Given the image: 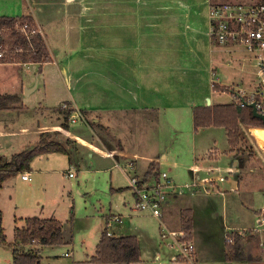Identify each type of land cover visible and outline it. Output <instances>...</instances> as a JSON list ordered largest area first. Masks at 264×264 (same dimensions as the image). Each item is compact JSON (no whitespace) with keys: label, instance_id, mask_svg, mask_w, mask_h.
Returning a JSON list of instances; mask_svg holds the SVG:
<instances>
[{"label":"crops","instance_id":"crops-1","mask_svg":"<svg viewBox=\"0 0 264 264\" xmlns=\"http://www.w3.org/2000/svg\"><path fill=\"white\" fill-rule=\"evenodd\" d=\"M20 1L21 8L17 6L20 11L14 15L32 16L37 21L52 60L43 64L14 62L21 66V74L13 81L3 82L5 89L0 95L10 94L15 98L8 100L14 104L7 102L0 107V155L9 161L18 152L40 144L47 132L60 135V138L53 136L47 140L57 141L66 150L35 155L28 179L22 178L23 172H19L8 177L0 187L1 191L7 183H15L14 179L19 176L33 186L42 183L43 195L54 207L44 212L46 205L42 204L45 200L41 197L36 203L33 197V202L26 204H37L40 209L20 206L12 192L14 237L16 228L25 226L27 218L55 217L63 223L66 241L40 247L41 264L47 249L71 246L72 226L79 219L74 212L76 199L71 196L65 200L72 205L68 215L57 206L66 193L73 192V184L52 189L47 185V178L61 170L62 177L71 181L77 172L69 177L63 171L75 167L79 170L96 167V171L104 172L116 168L122 169L129 181L120 187L112 183L109 191L129 195H125L122 207L114 209L109 205L107 211L97 207L100 219L87 238L96 232L95 252L86 259H75L73 264H102L93 262L92 257L97 254L104 231L111 236L136 237L140 261L131 264H142L146 259L163 264L161 250L165 251V257L170 256L172 264H264V207L256 208L254 201L256 189L264 191L263 172L259 167L244 165L238 155L242 137L245 140L252 137L249 141L255 144L257 138L253 129L264 127L243 124L240 139L234 144L225 126H197L194 121L197 108L235 102L233 89L227 90L230 85L253 89L258 82L251 79L255 61L251 54L247 55L248 51L236 44L212 42L208 8L214 0H142L141 3L148 6L146 14L137 12V0H114L112 30L103 35L101 26L103 29L106 26L103 0H96L99 7L95 10L94 24L88 0H63V7L66 6V12L60 11V18H65L63 37L58 36L62 31L58 23L44 22L57 16L56 10L60 8L57 0ZM68 4L73 8L69 9ZM46 27H50L51 37ZM3 64L8 62H0ZM40 89L44 91L42 98L33 107L28 106L27 98ZM62 106L73 108L71 113L79 110L85 117L71 122V114L67 117ZM10 111L35 115L36 121L33 125L21 126L14 124L13 119L7 122L9 117L5 114ZM57 112L64 114V122ZM88 118L103 125L104 131L95 133ZM64 123L69 127L63 126ZM243 128H248L247 136L243 135ZM144 148H149L148 152ZM94 157L97 161L91 160ZM164 170L176 183H188L189 187L168 199L160 220L148 211L137 209L130 173L134 171L140 178L151 181ZM31 174L36 175L35 183ZM177 178L184 181L178 182ZM82 197L87 202L85 194ZM28 210L34 212L24 215L20 212ZM183 210H189L192 216L196 253L190 262L178 256V248L173 247L172 251L164 243L161 231L162 222L171 231H180ZM3 215L5 230V210ZM88 222L89 226L93 223L91 218ZM85 226V222L79 221L80 228ZM229 235L233 239L231 245L239 237L242 257L231 255L227 247ZM144 249L157 261L146 257ZM65 253L71 255L69 251Z\"/></svg>","mask_w":264,"mask_h":264},{"label":"rangeland","instance_id":"rangeland-1","mask_svg":"<svg viewBox=\"0 0 264 264\" xmlns=\"http://www.w3.org/2000/svg\"><path fill=\"white\" fill-rule=\"evenodd\" d=\"M57 1L59 2V5H60L59 10H56L57 16L55 18L51 17V20L49 22H47V21H44V22L49 24L52 21L53 25L58 23L60 29L62 30L58 34V36L63 37V35L66 32V29L63 25L65 18H60V14H61L60 11L66 12V6L63 7V0H57ZM72 1L68 0V2H72ZM113 1L114 0H103V4H104V8H105L104 17H105V21H106V26L104 29L101 26V35L110 34V31L112 30L111 29L112 24H113L112 8H113V4H114ZM218 1H222V0H218ZM223 1L228 2V1H233V0H223ZM258 1L259 0H245V1H241V2H243V3H246V2L247 3H256ZM66 2H67V0H66ZM141 2H142V0L141 1L137 0V9H138L137 12H139L140 14H146L148 6L145 7V4H143ZM88 3H89L90 15H94V17H95V18H93L92 16H90L91 17V23L94 24L95 20L97 19L96 8L99 6L97 5L96 0H88ZM21 4H22V1H20V0H0V15L2 13H5V14L11 15V16H13L14 14H18L20 11L19 8H21ZM17 6H19V8ZM68 6H69V9L73 8L70 4H68ZM100 20H102V19H100ZM79 22H80V19H78V23ZM110 23H111V25H110ZM66 26H67V24H66ZM46 33L49 37H51L50 36V34H51L50 27L49 28L46 27ZM77 33H78V30H77ZM77 35L78 34H76V36ZM250 54L253 56L254 61H255L254 65L251 68L253 71V72H251V79L254 80V82L256 83V81L260 80V77L258 75L259 68L257 67L258 60L256 59V56L254 55V53L249 52L247 55H250ZM8 60L12 61V62H8L9 65L8 64L7 65H4V64L0 65V91H3L5 89L3 82L5 83L6 79H8V80L11 79L13 81V80L17 79V75L19 76L22 72L21 66L14 63V62H20V61H17L15 58H14V60L12 58H10ZM20 64H22V63H20ZM231 68L235 69L233 66ZM22 76H25L24 72H23ZM230 86H233V84ZM230 86L227 87L228 91H229ZM43 92L44 91L42 89H40L35 94H33V96L31 98H27L28 100H27L26 104L30 107H33L37 103V101L42 98ZM0 102L3 103V101H0ZM6 102H8V100ZM9 102H10V104H14V101H9ZM69 109H73V108H70V107L69 108H63V106H62L61 110H63L65 113H67V111H69ZM76 112L81 113L83 115V113L79 110H76ZM59 113L60 112H57L56 115H58ZM5 115L9 117L7 122H10L13 119L14 124L17 122V124H20L19 126L28 125V124L33 125L34 122L36 121L35 119L37 117L35 115L33 116L31 114H28V113H25V114H23L22 112L18 113L17 111L14 113L10 111L8 114H5ZM59 119H60V121L64 122L65 121L64 114L60 113ZM88 119H89V124L93 125V126H91V125L90 126L94 129L95 133H99V132L104 131L103 125L99 124V122L97 123L96 121L93 122V120L90 118H88ZM67 121H68V119H67ZM70 126L72 127V125H70ZM247 130H248V128L247 129L243 128V135L244 136H247ZM244 132H246V133L244 134ZM43 136H44L43 137L44 139H49V137L52 138L53 136L56 138L61 137L60 135L55 134L54 132H52V134H50V135L48 132L44 133ZM251 138L248 137L247 138L248 140L247 139L245 140V138L242 137L243 141H242L241 145L238 144V146L240 145L239 149H238V153H239L238 155H239V157H241L243 159L244 165L246 164L247 166L251 165L253 167H259V169L262 170L263 173H261V174H263V177H264V149H262V145L258 141L259 139H257V142L254 144V142L252 143L253 140L249 141V140H251ZM34 142H35V140L33 139V143ZM23 148H25V147H23ZM148 149L149 148H144L145 151H147ZM95 159L97 161L96 157L92 158L91 160L95 161ZM143 160H146V159H143ZM105 164H107V163L105 162ZM102 165L104 166V164H102ZM95 168L96 167H92L91 169H88V170H81V169L79 170L78 168L75 167L74 169H75V172H77V175L71 181L69 179H66V177H65V179L62 177L61 170L53 173V175H51L47 178V180H48L47 185L49 188H52V189L53 188L59 189L63 185H66L67 187H69L71 184H73V187L71 188L73 192L71 191L72 193H66L64 198L61 200V203L57 207H60V209L65 210L67 215H68V212L70 211V207H72V205L67 204L65 202V200L68 199L69 197L71 198V196L75 197L76 200H75L74 212H75L76 217L79 219H77L75 221L74 225L72 226V232L74 233L73 244L71 246L64 245L61 247H57L53 251H49L47 249L45 251L46 255L44 256V259L42 260V264H73L75 259H80V258L86 259L88 254L90 255L91 253L95 252L93 247L95 244L96 232L94 233V236L90 235V239L87 240V238H88L89 232L93 229H96L97 219H100L98 213H96L97 207H98V209L102 208L103 211H107L109 205H111L114 209H116L119 206H121V207L123 206L124 197H125V195H129V193L111 194V192L109 191V185H111L113 183L117 187H120V185L125 186V184H128V181H129L128 176L126 174H124L122 169H116L115 168L112 170L113 172L111 170L104 172V170L96 171L98 169H95ZM68 170L69 169H66L63 172L65 174H67L66 172ZM164 171H166V170H164ZM111 172H112V174H111ZM166 172H168V171H166ZM130 174H137V173L132 171ZM31 176H32L31 180H34L33 183H35L37 181L36 175L31 174ZM111 176H112V178H111ZM176 180L178 182L184 181V180H182V178L181 179L177 178ZM14 181H15V183H10V182L7 183L2 188V190L0 191V199H2V205H3L4 209H3L2 205H1V207H2L3 211L5 210V217H6L5 234H7V236H8L7 237L8 243L13 242L15 240V237L13 234L14 231L12 229L13 224H15L14 223L15 217L12 216V214H13L12 208H10V204H11V200H12L11 199L12 196L10 194L12 192H13V194H15L17 202L20 206H30L29 208H34V207L38 206L40 209L41 206H39L37 204H29V203H28L29 205H26V204H27V202H33V200H34V199H32L33 197L35 198V203L37 202V198L41 197V198H43V200H45L42 202V204L46 205L44 212H48L50 209L54 208L53 206H51L49 204L48 199L43 195L44 194L43 193V188H44L43 186L44 185H42V183H40L39 185L33 186L32 184H29V183L27 184L26 182L21 180L20 176L15 178ZM263 181H264V179H263ZM54 193L55 192L51 193V196H53ZM255 193H256V198L254 200L255 201V207L260 209V208L264 207V191L261 188H259V189H256ZM83 194H85V196L87 197V202H85V199L82 197ZM246 199H247V197H246ZM20 212H22L21 214L24 215V213H33L34 211L28 210L26 212H23V211H20ZM20 212H18V214ZM89 218H91L93 221V223L90 226H89L90 222H88ZM79 221L81 223L85 222V224H86L85 228L82 229L79 227ZM149 221L154 222L153 219H150ZM152 224L155 226L154 223H152ZM164 243H162L163 246H164ZM171 250L174 251L175 248L171 247ZM229 250H230V248H229ZM67 251L71 252V255H66L65 252H67ZM144 252H145L146 257H153L152 255L150 256V254H152V253L148 249H144ZM159 254L161 256L163 255L162 256V261L164 260L163 264H172L173 263V262L171 263L170 256L165 257V251L161 250V252ZM181 257L182 256L180 255V258ZM188 262H190V259H188ZM0 264H13V252H12L11 247L8 244H1L0 245ZM142 264H154V263H152V261L146 259L144 262H142ZM197 264H200V263H197Z\"/></svg>","mask_w":264,"mask_h":264},{"label":"trees","instance_id":"trees-1","mask_svg":"<svg viewBox=\"0 0 264 264\" xmlns=\"http://www.w3.org/2000/svg\"><path fill=\"white\" fill-rule=\"evenodd\" d=\"M18 19L33 20L34 22L32 16L0 15V25L9 28L7 35L5 34L3 44L10 49L7 57L0 58V62H12L8 59L12 58L14 60L15 58L22 63L40 62L43 64L52 60L46 39L42 34L35 32L29 40L25 35L15 30L13 25ZM15 46H18L21 50H15ZM14 98L10 94L0 95V101H3V103L0 102V107L4 106L7 100H13ZM72 111L73 109H69L66 116L69 117ZM194 121L197 126H210L213 124L225 126L228 130L229 138L234 144L239 141L243 124L264 127V121L254 116L251 105L244 107L235 102L202 109L197 108ZM63 126L69 127L67 123H64ZM52 150L65 151L66 149L64 145L59 144L57 141H48L43 138L41 143L33 149L20 151L9 161L0 155V187L8 177L17 175L19 172L28 171L31 160L35 155ZM182 212L183 229L188 230L192 236L191 212L189 210H183ZM3 221V210L0 206V245L8 244L11 247L13 264H41L42 254L40 247L64 244L66 241L63 233V223L55 217L42 218L36 216L27 218L25 226L16 228L14 243L7 242ZM227 242L231 255L236 258L242 257L239 237L234 245H231L229 241ZM96 250L97 254L92 257V261L95 263L131 264L140 261L139 244L134 236L117 237L111 236L109 232L104 231Z\"/></svg>","mask_w":264,"mask_h":264},{"label":"built area","instance_id":"built-area-1","mask_svg":"<svg viewBox=\"0 0 264 264\" xmlns=\"http://www.w3.org/2000/svg\"><path fill=\"white\" fill-rule=\"evenodd\" d=\"M208 15L209 32L214 44H236L256 56L260 77L256 87L247 89L236 85L230 86L229 90L233 89L236 103L244 107L255 103L258 110L264 113V0H259L256 3L214 0L209 4ZM13 26L16 31L25 35L29 40L35 32L43 33L41 26L35 19L34 22L33 20L18 19ZM8 32V27L0 25V58L7 57V53L10 51L8 46L3 44L5 34L7 35ZM14 49L21 50L18 46H15ZM83 118L81 113L75 112L71 114L69 120L76 122ZM74 174V168L67 171L69 177ZM22 178H29L28 171L23 172ZM130 178V185L137 197V209L148 211L160 220L168 199L189 187L188 183L183 185L176 183L166 171H161L151 181L142 179L137 174H133ZM161 231L166 245L178 248V256L181 255L190 260L194 258L196 248L188 230L181 228L180 231H171L162 222ZM228 240L232 242V236L229 235Z\"/></svg>","mask_w":264,"mask_h":264},{"label":"bare ground","instance_id":"bare-ground-1","mask_svg":"<svg viewBox=\"0 0 264 264\" xmlns=\"http://www.w3.org/2000/svg\"><path fill=\"white\" fill-rule=\"evenodd\" d=\"M254 134L264 147V128H254Z\"/></svg>","mask_w":264,"mask_h":264},{"label":"water","instance_id":"water-1","mask_svg":"<svg viewBox=\"0 0 264 264\" xmlns=\"http://www.w3.org/2000/svg\"><path fill=\"white\" fill-rule=\"evenodd\" d=\"M252 108H253V114L254 116H256L257 118H260L261 120L264 121V113L260 112L256 106L255 103L251 104Z\"/></svg>","mask_w":264,"mask_h":264}]
</instances>
